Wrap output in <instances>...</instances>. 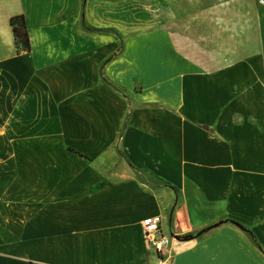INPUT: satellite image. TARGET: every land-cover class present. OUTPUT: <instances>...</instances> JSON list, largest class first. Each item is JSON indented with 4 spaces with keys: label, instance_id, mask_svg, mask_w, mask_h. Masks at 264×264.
<instances>
[{
    "label": "crops",
    "instance_id": "crops-1",
    "mask_svg": "<svg viewBox=\"0 0 264 264\" xmlns=\"http://www.w3.org/2000/svg\"><path fill=\"white\" fill-rule=\"evenodd\" d=\"M160 2L0 0V264H264V7Z\"/></svg>",
    "mask_w": 264,
    "mask_h": 264
},
{
    "label": "built area",
    "instance_id": "built-area-1",
    "mask_svg": "<svg viewBox=\"0 0 264 264\" xmlns=\"http://www.w3.org/2000/svg\"><path fill=\"white\" fill-rule=\"evenodd\" d=\"M258 4L264 7V0H258ZM161 223L160 215L147 216L142 220L144 239L158 253L168 249L171 241L170 235L163 231Z\"/></svg>",
    "mask_w": 264,
    "mask_h": 264
},
{
    "label": "trees",
    "instance_id": "trees-1",
    "mask_svg": "<svg viewBox=\"0 0 264 264\" xmlns=\"http://www.w3.org/2000/svg\"><path fill=\"white\" fill-rule=\"evenodd\" d=\"M84 23V20H83ZM85 24V23H84ZM10 25L12 26V31L14 34V43L17 49L18 54L26 53L30 51V39L27 31V26L25 22V18L23 14L14 15L10 18ZM89 30L93 31H111L109 29H96V28H89ZM170 186V185H168ZM176 189V188H175ZM237 223V222H235ZM219 224L215 223L212 226H217ZM240 227H242L244 230L246 228L242 226L241 224H238ZM250 234V231H248Z\"/></svg>",
    "mask_w": 264,
    "mask_h": 264
},
{
    "label": "rangeland",
    "instance_id": "rangeland-1",
    "mask_svg": "<svg viewBox=\"0 0 264 264\" xmlns=\"http://www.w3.org/2000/svg\"><path fill=\"white\" fill-rule=\"evenodd\" d=\"M209 0H206L205 3H207ZM255 4L257 6L258 5V0H254ZM133 5L132 6H136L138 14L141 16V19L143 21L147 20L148 18H146V10H148V8H153V11L155 14L158 15V12L160 11V0H133ZM152 5V6H151ZM152 25H158L159 24V18L154 17V19H152L151 21Z\"/></svg>",
    "mask_w": 264,
    "mask_h": 264
},
{
    "label": "water",
    "instance_id": "water-1",
    "mask_svg": "<svg viewBox=\"0 0 264 264\" xmlns=\"http://www.w3.org/2000/svg\"><path fill=\"white\" fill-rule=\"evenodd\" d=\"M201 232H199V234H200ZM176 238H178V236H176Z\"/></svg>",
    "mask_w": 264,
    "mask_h": 264
}]
</instances>
